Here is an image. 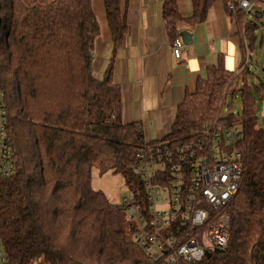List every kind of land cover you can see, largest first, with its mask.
<instances>
[{
	"label": "trees",
	"instance_id": "16d2710c",
	"mask_svg": "<svg viewBox=\"0 0 264 264\" xmlns=\"http://www.w3.org/2000/svg\"><path fill=\"white\" fill-rule=\"evenodd\" d=\"M219 1L191 0L190 25L206 21ZM115 55L128 32L120 0H105ZM238 10L235 14L242 19ZM245 14V13H244ZM233 16V15H232ZM246 14L247 36L256 27ZM0 89L17 172L0 185V234L9 264H150L117 223L120 205L92 188V170L111 159L129 189L146 205L131 168L144 142L141 125L123 121L122 99L112 81L92 73V46L99 34L92 0L0 2ZM169 36L180 38L184 21L176 0H165ZM243 72L218 63L199 80L195 93L177 107L173 143L194 140L205 124H240L244 174L226 208L230 242L197 264H264V125L256 95ZM229 94L240 95L241 113L223 115ZM130 233L135 225L130 224Z\"/></svg>",
	"mask_w": 264,
	"mask_h": 264
},
{
	"label": "built area",
	"instance_id": "2783aa9c",
	"mask_svg": "<svg viewBox=\"0 0 264 264\" xmlns=\"http://www.w3.org/2000/svg\"><path fill=\"white\" fill-rule=\"evenodd\" d=\"M259 1L228 0L229 17L238 10L254 15ZM183 46L181 38L175 40V58H181ZM7 125L0 89V185L17 172ZM242 139L239 124L215 121L205 124L188 142L144 140L131 170L140 179L147 204L130 190L121 206L135 225L132 241L150 264H197L206 253L228 249L230 217L226 208L238 193L245 170L243 154L237 148ZM9 262L0 234V264Z\"/></svg>",
	"mask_w": 264,
	"mask_h": 264
},
{
	"label": "crops",
	"instance_id": "0c3cea01",
	"mask_svg": "<svg viewBox=\"0 0 264 264\" xmlns=\"http://www.w3.org/2000/svg\"><path fill=\"white\" fill-rule=\"evenodd\" d=\"M164 1L120 0L128 32L114 55L105 0H92L99 25L92 46V73L102 80L112 63V81L121 95L123 121L140 124L148 142L163 140L170 132L177 107L187 95L195 93L199 80H206L209 68L218 63L235 76L243 72L245 81L253 88L260 87L258 97L264 117V47L256 50L254 32L250 33L253 38L247 36L246 14H239L241 20L236 15L230 18L226 4L219 1L209 10L205 22L192 26L191 0H176L184 19L178 30L191 35V44H184L177 59L175 41L163 18ZM255 10L254 15L247 16L249 19L264 10V0ZM258 106L256 101V115Z\"/></svg>",
	"mask_w": 264,
	"mask_h": 264
},
{
	"label": "rangeland",
	"instance_id": "374dc122",
	"mask_svg": "<svg viewBox=\"0 0 264 264\" xmlns=\"http://www.w3.org/2000/svg\"><path fill=\"white\" fill-rule=\"evenodd\" d=\"M4 2L5 4H8V0H4ZM250 19L256 25V27L253 29V32L255 36L256 50H258L262 45L264 47V15L260 17H250ZM253 37L250 34V38ZM262 79L264 84V78ZM258 96L259 94L256 95L257 101L259 102V111L257 112V116L259 119V126H263L264 117L261 116L263 114L262 99ZM241 107L242 101L240 95L238 94L233 96L232 94H229L226 100V106L224 107L223 115H227L230 111L231 114L238 116L241 113ZM92 188L96 191L103 192L111 203L118 206L122 205L123 198H129L131 195L125 177L123 174L114 170L111 159H106L94 166L92 170ZM115 217L117 218L118 225L122 227L127 236L132 239V234L130 233L129 229L131 223L127 219L125 212H117Z\"/></svg>",
	"mask_w": 264,
	"mask_h": 264
},
{
	"label": "water",
	"instance_id": "95a60500",
	"mask_svg": "<svg viewBox=\"0 0 264 264\" xmlns=\"http://www.w3.org/2000/svg\"><path fill=\"white\" fill-rule=\"evenodd\" d=\"M263 15H264V10L261 13L258 14L259 17L263 16ZM0 25H1V17H0ZM180 36H181L184 44H186V45H190L191 44V35L188 32H185V31L181 32ZM210 256H211L210 253H206V257L209 258Z\"/></svg>",
	"mask_w": 264,
	"mask_h": 264
}]
</instances>
